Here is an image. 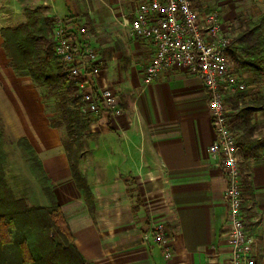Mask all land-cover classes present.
Listing matches in <instances>:
<instances>
[{
	"label": "crops",
	"instance_id": "1",
	"mask_svg": "<svg viewBox=\"0 0 264 264\" xmlns=\"http://www.w3.org/2000/svg\"><path fill=\"white\" fill-rule=\"evenodd\" d=\"M0 1L24 3L25 9L42 5L51 16H76L87 23L92 48L103 62L95 89L113 90L121 110L111 116L100 109L79 152L77 169L94 198L90 212L70 173L64 128L49 125L41 89L15 74L6 55L2 30L20 25L23 14L13 20L0 9V131L12 192L30 206L47 207L16 146L24 137L41 161L84 264H224L229 256L226 179L209 152L214 141L209 96L198 76L180 65L144 82L153 46L131 37L123 22L133 19L137 0ZM241 3L252 7V20L264 14V0ZM238 72L246 84L238 107L253 109L249 148L258 153L257 158L239 154L253 194L251 204L243 192V212L257 237V264H264V74L257 77L239 65ZM151 223L166 227L169 259L151 241H142Z\"/></svg>",
	"mask_w": 264,
	"mask_h": 264
},
{
	"label": "built area",
	"instance_id": "2",
	"mask_svg": "<svg viewBox=\"0 0 264 264\" xmlns=\"http://www.w3.org/2000/svg\"><path fill=\"white\" fill-rule=\"evenodd\" d=\"M123 22L131 37L148 41L153 46L143 69L145 83L180 65L198 76L208 93L207 109L214 132L209 152L217 159L226 179L224 199L229 256L224 264H257V237L243 212L241 150L227 123L226 100L245 89V83L229 60L230 52L238 55L237 45L223 32L216 11H198L191 0H137L133 19H123ZM89 30L83 21L79 27H74L73 19L55 17L53 52L66 68L69 80L77 85L76 92L85 116L95 119L100 109L118 116L121 110L114 91L95 89L94 79L103 62L91 46ZM142 241H151L159 247L165 259L171 257L170 238L163 224L151 223Z\"/></svg>",
	"mask_w": 264,
	"mask_h": 264
},
{
	"label": "trees",
	"instance_id": "3",
	"mask_svg": "<svg viewBox=\"0 0 264 264\" xmlns=\"http://www.w3.org/2000/svg\"><path fill=\"white\" fill-rule=\"evenodd\" d=\"M44 8L24 9L23 15L25 16V21L12 29L16 35L17 47L24 56L22 64L14 63L10 59L5 48V42H3L4 48L9 58L10 66L15 74L29 77L35 86L45 88L49 92L60 90L63 87L65 88L66 95H62L58 101L59 116L57 118L49 117V125L53 128L63 127L65 130L66 140L62 144L67 156L70 173L88 210L92 212L94 198L85 179L77 169L79 154L76 151L80 140L85 136L91 119L81 111L82 102L76 92L77 85L69 80L66 68L53 52L54 41L52 39V28L55 17L43 15L42 11ZM72 19L74 27H79L81 19L76 16H73ZM263 25L264 15L256 22L249 23L245 29L240 30L238 33L236 42L242 47V51L245 53L243 59L239 55L235 56L234 52H231V55L234 56L239 66L249 68L257 77L259 74H264ZM4 32L5 29L2 30L3 36ZM229 99L232 113L227 115V123L231 131L235 132L236 144L240 147V152L244 158H257L258 153L256 150L252 149V147L249 148L253 142L252 135L254 127L250 117L253 109L249 107H238L240 95L232 96ZM261 102L264 104V99ZM238 119L240 120L238 121ZM2 141L0 131V144ZM1 145L0 156L3 159L4 153ZM16 146L30 174L40 186L48 204L47 207H34L28 205L22 198H15V194L3 177L0 183L2 198H6L11 203L16 204L17 210L19 205L22 208V212L13 211L9 207H4L0 211V245L3 246L12 243V233L15 231L14 225L18 220L17 215L23 214L27 220L34 221V231L37 237L42 236V240L47 242L50 236L49 233H52L59 241L55 245L51 244V251L49 253L45 255L43 253L38 254L40 260L43 259L45 261L46 257H50L51 261L49 263L51 264H61V262L84 264L83 258L74 244V238L69 230L65 217L56 201L51 183L42 167L41 161L26 138L21 137L17 139ZM241 182L243 192L245 191L247 193L249 202L253 204L252 185L249 179V173L244 169H241ZM3 199H0V201ZM19 250L21 263L32 264L33 260L25 241L21 240L19 242Z\"/></svg>",
	"mask_w": 264,
	"mask_h": 264
},
{
	"label": "rangeland",
	"instance_id": "4",
	"mask_svg": "<svg viewBox=\"0 0 264 264\" xmlns=\"http://www.w3.org/2000/svg\"><path fill=\"white\" fill-rule=\"evenodd\" d=\"M43 1V0H42ZM192 5L195 9L198 11L208 12V11H216L222 21L223 26V32L226 34V36L233 41L237 47H238V55L243 59V56L245 53L242 51V47L236 42V37L240 30L245 29V27L249 23L256 22L262 15L258 17L256 20H252L253 18V9L250 6L243 5L241 2L242 0H191ZM27 4L21 3L20 6L11 5L9 3H4L0 1V9H2L6 14L10 16H14L13 20L17 19L15 16L23 14V9H25ZM28 7V6H27ZM38 6H31L29 9H34ZM39 7H43L42 5ZM64 7V6H63ZM45 8L42 11L43 15L51 16L47 13H45ZM70 10V7L67 6L64 8V13H68ZM264 15V14H263ZM54 17V16H51ZM252 17V18H251ZM19 20V19H18ZM25 21V16L23 15V22ZM17 21H14L15 23ZM22 22V23H23ZM21 23V24H22ZM88 26V25H87ZM264 26V25H263ZM16 27V26H15ZM13 27V28H15ZM13 28H6L4 32V42H5V48L7 50V54L10 56V59L13 60L14 63H17L19 65L22 64L24 56L21 54L19 48L17 47L16 43V35L13 32ZM89 28V27H88ZM90 31V30H89ZM50 36V34H49ZM92 33L90 32V42L92 41ZM92 46V45H91ZM232 53H229V60L232 65L235 68V71L238 72V62L234 59V56L231 55ZM235 56H238L236 53H234ZM243 80V79H242ZM244 82V80H243ZM245 83V82H244ZM246 86V84H245ZM40 88V87H39ZM41 89V102L43 103L44 109L47 113L50 114L51 118H57L59 116L58 112V101L62 95L65 94V88L63 87L60 90L49 92L45 88ZM245 91V89H244ZM243 91V92H244ZM243 92L241 94H243ZM229 98L226 100L227 107H228V115L232 113L231 110V103L229 102ZM93 118V117H92ZM97 118V117H96ZM95 118V119H96ZM94 121V119H91V121ZM92 121V122H93ZM229 125V124H228ZM89 127V126H88ZM230 127V126H229ZM89 130L85 132V136L80 140L79 146L76 149L78 154L83 150V143L86 141V136L89 135ZM235 135V132L232 131ZM66 140V137H63V141ZM2 144V145H1ZM1 147L3 146V141L1 143ZM3 149V148H2ZM1 153V152H0ZM5 156H0V183L1 180L5 179V175L7 172V163H5ZM6 181V180H5ZM9 186V185H8ZM15 198H19L17 195H15ZM0 199L2 198V191L0 190ZM24 199V198H22ZM25 200V199H24ZM26 201V200H25ZM27 203V201H26ZM28 204V203H27ZM29 205V204H28ZM4 207H9L13 211L16 212H22V208L18 205L11 203L6 198L0 201V211ZM20 212V213H21ZM17 221L15 222V231L12 233V243L7 245H0V264H22L21 263V254L19 250V242L21 240L25 241V244L28 246V250L30 253V256L32 258V264H51L49 263L50 257H46L45 261L42 259L40 260L38 257V254L43 253V255L49 253L51 251V244L55 245L56 243H59L57 237L54 234L49 233V239L47 242H44L41 237H37L36 232L34 231L35 223L34 221H29L25 218L23 214L17 215ZM47 235V234H46ZM61 264H68L65 262H61Z\"/></svg>",
	"mask_w": 264,
	"mask_h": 264
}]
</instances>
